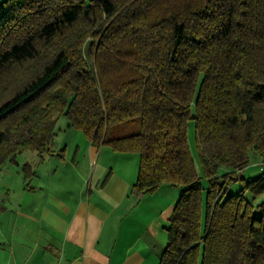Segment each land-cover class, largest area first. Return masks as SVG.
Instances as JSON below:
<instances>
[{
  "label": "trees",
  "instance_id": "1",
  "mask_svg": "<svg viewBox=\"0 0 264 264\" xmlns=\"http://www.w3.org/2000/svg\"><path fill=\"white\" fill-rule=\"evenodd\" d=\"M59 115L138 154L131 191L180 188L158 264H264V0H0V170Z\"/></svg>",
  "mask_w": 264,
  "mask_h": 264
},
{
  "label": "crops",
  "instance_id": "2",
  "mask_svg": "<svg viewBox=\"0 0 264 264\" xmlns=\"http://www.w3.org/2000/svg\"><path fill=\"white\" fill-rule=\"evenodd\" d=\"M62 126L55 147L18 155L13 192L0 184V264H158L180 188L131 191L137 153L95 147L68 120ZM260 160L241 176H259ZM7 171L5 164L0 174ZM261 201L264 193L254 199Z\"/></svg>",
  "mask_w": 264,
  "mask_h": 264
},
{
  "label": "rangeland",
  "instance_id": "3",
  "mask_svg": "<svg viewBox=\"0 0 264 264\" xmlns=\"http://www.w3.org/2000/svg\"><path fill=\"white\" fill-rule=\"evenodd\" d=\"M67 120L65 115H60L57 119L56 125H55V131H56V136L55 139H53V142L51 144V147H55L57 145V143L59 142L58 137H61L63 134V129H65V127H63V122H65ZM187 143L189 146V150L191 152V155L193 157L194 160V165H195V169L196 172L198 174L199 177H201V182L203 184V186L207 185V181L206 179L203 177V169H202V164H201V160H200V154H199V149L197 147L196 144V132H195V122L193 119H191L188 122V127H187ZM258 157H251V162L253 163L256 159H258ZM19 159H21V157H19ZM252 167L250 170H254L255 169V163L254 164H250L249 167ZM6 167L9 171L6 172V174H0V184L2 185V183H9L10 189L13 192V164L11 163H6ZM248 174H246V179H248ZM241 185L239 180H236L232 183L229 184L226 194H234L238 191L239 186ZM179 190V187H175ZM11 192V193H12Z\"/></svg>",
  "mask_w": 264,
  "mask_h": 264
},
{
  "label": "built area",
  "instance_id": "4",
  "mask_svg": "<svg viewBox=\"0 0 264 264\" xmlns=\"http://www.w3.org/2000/svg\"><path fill=\"white\" fill-rule=\"evenodd\" d=\"M258 168L261 172H264V159L258 162Z\"/></svg>",
  "mask_w": 264,
  "mask_h": 264
}]
</instances>
